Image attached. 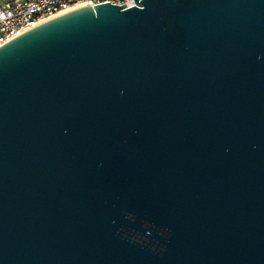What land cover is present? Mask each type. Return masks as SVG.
I'll list each match as a JSON object with an SVG mask.
<instances>
[{
    "label": "water",
    "instance_id": "1",
    "mask_svg": "<svg viewBox=\"0 0 264 264\" xmlns=\"http://www.w3.org/2000/svg\"><path fill=\"white\" fill-rule=\"evenodd\" d=\"M133 1L0 48V264H264V0Z\"/></svg>",
    "mask_w": 264,
    "mask_h": 264
},
{
    "label": "built area",
    "instance_id": "2",
    "mask_svg": "<svg viewBox=\"0 0 264 264\" xmlns=\"http://www.w3.org/2000/svg\"><path fill=\"white\" fill-rule=\"evenodd\" d=\"M104 4L135 6L133 0H0V48L60 16Z\"/></svg>",
    "mask_w": 264,
    "mask_h": 264
}]
</instances>
